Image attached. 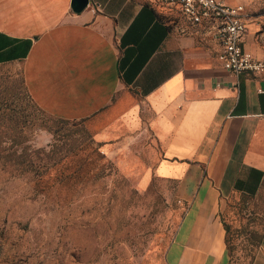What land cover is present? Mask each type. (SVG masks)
Wrapping results in <instances>:
<instances>
[{
    "label": "crops",
    "instance_id": "0c3cea01",
    "mask_svg": "<svg viewBox=\"0 0 264 264\" xmlns=\"http://www.w3.org/2000/svg\"><path fill=\"white\" fill-rule=\"evenodd\" d=\"M165 2L0 0V64H19L38 108L89 120L101 143L150 136L154 177L185 205L165 263L227 264L224 201L264 184V71L224 69L217 40L181 31ZM242 47L264 59V16H246ZM251 264H264V229Z\"/></svg>",
    "mask_w": 264,
    "mask_h": 264
},
{
    "label": "rangeland",
    "instance_id": "374dc122",
    "mask_svg": "<svg viewBox=\"0 0 264 264\" xmlns=\"http://www.w3.org/2000/svg\"><path fill=\"white\" fill-rule=\"evenodd\" d=\"M235 2L247 16H264V0ZM159 6L179 24L172 4ZM2 109L0 264H166L185 205L173 181L154 177L150 136L101 143L89 120L48 116L12 62L0 64ZM220 215L229 227L231 264H247L245 252L264 227V184L251 196H227Z\"/></svg>",
    "mask_w": 264,
    "mask_h": 264
},
{
    "label": "built area",
    "instance_id": "2783aa9c",
    "mask_svg": "<svg viewBox=\"0 0 264 264\" xmlns=\"http://www.w3.org/2000/svg\"><path fill=\"white\" fill-rule=\"evenodd\" d=\"M179 17L181 31L217 40L216 58L221 66L237 75L264 71V59L254 58L242 47L246 13L240 3L225 0H166ZM258 92L262 90L257 88ZM259 116L264 120V112Z\"/></svg>",
    "mask_w": 264,
    "mask_h": 264
},
{
    "label": "trees",
    "instance_id": "16d2710c",
    "mask_svg": "<svg viewBox=\"0 0 264 264\" xmlns=\"http://www.w3.org/2000/svg\"><path fill=\"white\" fill-rule=\"evenodd\" d=\"M167 20L168 21H170V19H168L167 18ZM171 23H173V22H171ZM21 78H22V76H21ZM22 82H23V80H22ZM23 85H24V83H23ZM24 88H25V86H24ZM25 91H26V89H25ZM26 93H27V91H26ZM28 94V93H27ZM29 96V95H28ZM30 98V97H29ZM31 100V99H30ZM32 101V100H31ZM33 102V101H32ZM4 103H6V101L4 102ZM34 103V102H33ZM40 109V108H39ZM41 110V109H40ZM2 111H4L3 109L0 111V116H3L4 114H5V112H2ZM42 111V110H41ZM45 113V112H44ZM46 114V113H45ZM48 116H50V117H52V118H56V119H59V120H63V121H69V120H66V119H62V118H57V117H54V116H51V115H49V114H47ZM10 119H11V116H10ZM44 173V171L42 170V173L40 174V175H42ZM240 194H244V195H249V194H245V193H240ZM249 196H251V195H249ZM220 219H221V222H222V225H223V228H224V242H225V245H226V253H227V264H231V248H232V245H231V243H230V240L228 239V230H229V227H228V225L227 224H225L224 222H223V220H222V218H221V215H220ZM263 229H264V227H263ZM262 229V230H263ZM261 236H262V231L260 232V234H258V236H257V240H256V244H255V248H254V250L253 251H246L245 252V257L246 258H248V262H247V264H251L252 263V261H253V259H254V256H255V254H256V252H257V249H258V247H259V244H260V241H261Z\"/></svg>",
    "mask_w": 264,
    "mask_h": 264
},
{
    "label": "water",
    "instance_id": "95a60500",
    "mask_svg": "<svg viewBox=\"0 0 264 264\" xmlns=\"http://www.w3.org/2000/svg\"><path fill=\"white\" fill-rule=\"evenodd\" d=\"M87 3V0H70V8L74 12L80 11Z\"/></svg>",
    "mask_w": 264,
    "mask_h": 264
}]
</instances>
